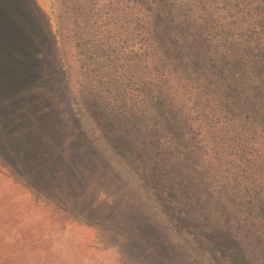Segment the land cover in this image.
I'll return each instance as SVG.
<instances>
[{
    "label": "trees",
    "instance_id": "1",
    "mask_svg": "<svg viewBox=\"0 0 264 264\" xmlns=\"http://www.w3.org/2000/svg\"><path fill=\"white\" fill-rule=\"evenodd\" d=\"M53 2L94 127L211 263L264 264V0Z\"/></svg>",
    "mask_w": 264,
    "mask_h": 264
},
{
    "label": "rangeland",
    "instance_id": "2",
    "mask_svg": "<svg viewBox=\"0 0 264 264\" xmlns=\"http://www.w3.org/2000/svg\"><path fill=\"white\" fill-rule=\"evenodd\" d=\"M58 13L0 0V264H214L80 106Z\"/></svg>",
    "mask_w": 264,
    "mask_h": 264
}]
</instances>
